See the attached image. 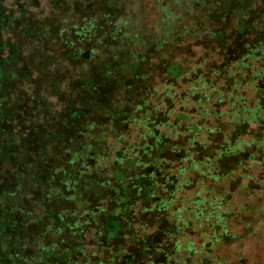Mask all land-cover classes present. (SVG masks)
Segmentation results:
<instances>
[{
    "label": "rangeland",
    "instance_id": "obj_1",
    "mask_svg": "<svg viewBox=\"0 0 264 264\" xmlns=\"http://www.w3.org/2000/svg\"><path fill=\"white\" fill-rule=\"evenodd\" d=\"M254 17L257 23L251 26L261 32L264 0H0V56L10 51L11 57L5 71L26 78L18 91L41 87L53 113L59 101L72 98L71 78L59 83V73L84 76L90 66L102 71L108 53L119 48L149 60L145 72L152 96L145 118L152 114L154 130L165 136L169 151L154 157L165 179L157 194L160 214L152 217L166 219L178 230L161 240L157 251L162 255L149 256L143 264H264V91L253 79L257 64L231 58L240 47L235 39H255L250 31L238 32L241 23ZM109 36L118 46L104 39ZM152 45L168 52L152 53ZM169 62L177 64L168 67ZM18 66L21 71L12 73ZM129 70L121 66L114 71ZM54 84L58 94L51 90ZM101 114L108 115L98 110L89 114L97 128ZM55 118L57 126V121L65 126L64 117ZM110 119L106 117V127L113 125ZM77 126L69 125L66 133ZM147 126L141 115L129 131L109 137L108 155L98 166L108 173L115 153L139 142ZM12 172L0 167L5 181ZM13 214L6 208L5 189L0 194V264H6L11 251L2 226L6 220L20 221L18 215L6 219ZM162 225L138 222L134 227L152 234ZM85 236V252L99 256L92 236ZM98 241L106 247L105 240ZM19 250L25 251L18 244Z\"/></svg>",
    "mask_w": 264,
    "mask_h": 264
},
{
    "label": "trees",
    "instance_id": "obj_2",
    "mask_svg": "<svg viewBox=\"0 0 264 264\" xmlns=\"http://www.w3.org/2000/svg\"><path fill=\"white\" fill-rule=\"evenodd\" d=\"M242 11L236 9L235 13L244 17ZM256 20L254 17L239 25V33L250 31L255 39H235L240 47L231 58L236 62H255L259 69L253 79L260 82L258 88L264 91V40H260L264 24L257 32L251 26ZM104 39L118 46L117 39ZM2 48L1 44L0 51ZM119 50L108 53L101 65L107 67L102 71L90 66L84 76L68 70L55 76L59 83L71 78L68 87L72 98L66 99L72 100L59 101L54 113L41 87L17 90L26 78L9 77L5 71L10 51L7 57L0 56V167L13 169L6 181L0 175V194L6 189V208L10 213L16 212L20 219L6 220L2 226L6 230L7 251L11 249L6 264H143L149 256L161 254L157 249L163 237L178 230L168 220L156 221L152 217L160 214L162 203L157 194L165 179L154 165V157L169 151L164 148L165 136L154 130L152 114L150 119L145 118L146 101L152 96V88L147 84L150 76L145 72L149 60ZM162 50V46L156 45L149 49L155 54L168 52L166 48ZM176 64L169 62L166 66ZM121 66L133 70L115 73ZM20 67H13L12 73L20 72ZM85 76L88 80L84 83L81 80ZM54 86L51 90L58 94ZM61 105L64 110L58 112ZM89 110L112 117L101 114L102 126L97 128L99 124L89 119ZM55 114L64 117L65 126L58 121L57 126ZM141 115L148 124L146 133L139 142L117 151L115 163L105 173L97 162L108 155V138L129 131ZM106 117L112 118L113 125L106 127ZM73 124L78 126L75 131L70 129L68 135L65 128ZM89 125L93 129L89 130ZM138 222L163 225L152 234H140L134 227ZM85 234L92 236V243L101 252L99 256L85 252L84 245L89 242ZM100 238L105 240L106 247H101ZM18 244L24 252L17 251Z\"/></svg>",
    "mask_w": 264,
    "mask_h": 264
}]
</instances>
